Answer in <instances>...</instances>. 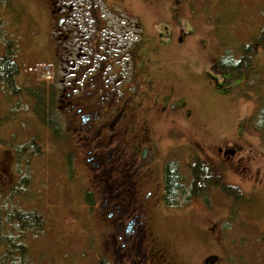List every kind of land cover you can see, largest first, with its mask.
<instances>
[{
	"label": "rangeland",
	"instance_id": "1",
	"mask_svg": "<svg viewBox=\"0 0 264 264\" xmlns=\"http://www.w3.org/2000/svg\"><path fill=\"white\" fill-rule=\"evenodd\" d=\"M96 2L106 23L137 18L142 45L147 38L146 52L156 66L157 90L183 99L184 111L174 115L178 123L170 124L181 148L169 149V124L151 125L157 169L166 153L186 175V164L197 159L243 196L233 201L210 187L207 201L198 196L167 207L163 173L158 174L163 207L154 209L149 222L157 244L182 264H204L209 255L217 264H264V0ZM117 2L127 10L107 14ZM45 5L46 0H0V56L10 43L18 49L14 60L19 64L18 93L0 84V209L35 212L45 220L39 232L7 228L26 247L22 264H95L101 220L84 202L92 182L57 110L60 67L49 61H54L48 52L55 33ZM225 55L244 62L238 72L215 67ZM38 93L40 112L34 109Z\"/></svg>",
	"mask_w": 264,
	"mask_h": 264
},
{
	"label": "flooded vegetation",
	"instance_id": "2",
	"mask_svg": "<svg viewBox=\"0 0 264 264\" xmlns=\"http://www.w3.org/2000/svg\"><path fill=\"white\" fill-rule=\"evenodd\" d=\"M95 7L100 9L96 0H46L45 10L54 21L50 65L60 67L57 110L92 182L84 202L101 220L100 256L111 264H182L157 244L149 222L163 207L156 176L164 175L170 156H162L157 169L151 125L169 124V149L181 148L170 124L178 123L174 115L184 111L183 99L157 90L156 66L146 52L147 38L142 45L137 18L106 23ZM125 9L113 3L107 14ZM213 260L209 255L204 264H217Z\"/></svg>",
	"mask_w": 264,
	"mask_h": 264
},
{
	"label": "trees",
	"instance_id": "3",
	"mask_svg": "<svg viewBox=\"0 0 264 264\" xmlns=\"http://www.w3.org/2000/svg\"><path fill=\"white\" fill-rule=\"evenodd\" d=\"M3 4H7L8 0H2ZM264 33V28L262 30ZM4 52L0 56V84L5 90L11 93H18L15 77L19 73V64L14 60L15 49L7 43ZM246 58L249 59V53L246 49L242 51ZM238 60V59H236ZM230 55L222 56L215 62V67L220 68L227 73L238 72L244 62L236 61ZM36 101L35 111L40 112L38 104L41 103L42 95L40 93L33 95ZM50 129L47 118H41ZM34 140H32V143ZM31 143V144H32ZM29 145L32 147V145ZM38 152V150H32ZM210 164H206L200 160H192L186 164L187 175L180 170V166L174 161H168L164 168L163 175V194L162 201L167 207L183 206L192 199L200 196L204 201V197L210 187L219 188L233 201H242L243 196L234 190L231 185L225 184L221 176L213 169ZM216 168V167H215ZM17 189V188H16ZM45 224L44 218L35 212H22L19 210L3 211L0 209V264H22L24 260L26 248L20 243L19 235H13L10 228L16 227L19 230L36 229L39 232ZM12 226V227H11ZM10 227L9 229H7ZM95 264H110L106 258L98 257Z\"/></svg>",
	"mask_w": 264,
	"mask_h": 264
}]
</instances>
